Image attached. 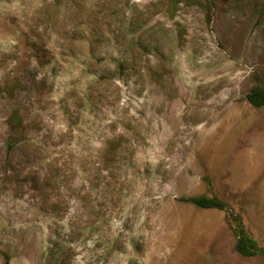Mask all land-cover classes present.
I'll return each mask as SVG.
<instances>
[{"label": "rangeland", "instance_id": "obj_1", "mask_svg": "<svg viewBox=\"0 0 264 264\" xmlns=\"http://www.w3.org/2000/svg\"><path fill=\"white\" fill-rule=\"evenodd\" d=\"M257 84L264 0H0V264H264Z\"/></svg>", "mask_w": 264, "mask_h": 264}, {"label": "trees", "instance_id": "obj_2", "mask_svg": "<svg viewBox=\"0 0 264 264\" xmlns=\"http://www.w3.org/2000/svg\"><path fill=\"white\" fill-rule=\"evenodd\" d=\"M247 99L256 108L264 107V86L261 84L253 86L247 95ZM8 124L12 131V135L8 140V145L11 149H14L18 143V135L24 129V117L19 110L13 111ZM180 200L182 202L190 203L198 208L228 211L229 219L231 223H233V228L237 235L236 250L245 257H253L261 253L256 240L246 233L242 218L228 210V204L223 200L218 197L208 196L183 197ZM3 253L5 264H9L11 259L10 254L6 251Z\"/></svg>", "mask_w": 264, "mask_h": 264}]
</instances>
